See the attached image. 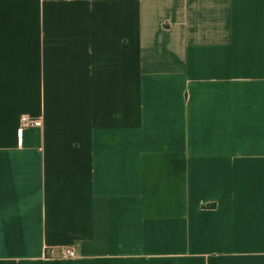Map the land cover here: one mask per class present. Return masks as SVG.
Wrapping results in <instances>:
<instances>
[{
  "label": "crops",
  "instance_id": "1",
  "mask_svg": "<svg viewBox=\"0 0 264 264\" xmlns=\"http://www.w3.org/2000/svg\"><path fill=\"white\" fill-rule=\"evenodd\" d=\"M0 264H264V0H0Z\"/></svg>",
  "mask_w": 264,
  "mask_h": 264
},
{
  "label": "built area",
  "instance_id": "2",
  "mask_svg": "<svg viewBox=\"0 0 264 264\" xmlns=\"http://www.w3.org/2000/svg\"><path fill=\"white\" fill-rule=\"evenodd\" d=\"M41 126V120L38 118H33L32 116H29L27 114H24L20 118V127L18 128V137L20 143L22 142V134L23 130L25 128L29 127H40ZM65 255L68 258L74 257L75 253L72 250H66Z\"/></svg>",
  "mask_w": 264,
  "mask_h": 264
}]
</instances>
